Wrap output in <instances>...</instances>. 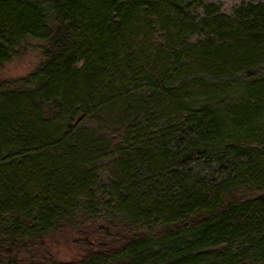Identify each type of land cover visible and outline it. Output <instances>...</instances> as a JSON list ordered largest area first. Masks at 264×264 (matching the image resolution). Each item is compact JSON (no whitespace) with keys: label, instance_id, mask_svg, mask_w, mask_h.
<instances>
[{"label":"trees","instance_id":"16d2710c","mask_svg":"<svg viewBox=\"0 0 264 264\" xmlns=\"http://www.w3.org/2000/svg\"><path fill=\"white\" fill-rule=\"evenodd\" d=\"M38 45L0 77V264H264V0H0V69Z\"/></svg>","mask_w":264,"mask_h":264},{"label":"rangeland","instance_id":"374dc122","mask_svg":"<svg viewBox=\"0 0 264 264\" xmlns=\"http://www.w3.org/2000/svg\"><path fill=\"white\" fill-rule=\"evenodd\" d=\"M229 1V0H226ZM34 45V44H33ZM38 46H31L24 54L13 59L0 69V77L16 78L30 73L41 61L42 55ZM82 242L66 233L47 240L44 250L39 253V258H53L59 261H68L81 254Z\"/></svg>","mask_w":264,"mask_h":264}]
</instances>
